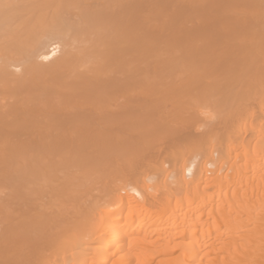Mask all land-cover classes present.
I'll list each match as a JSON object with an SVG mask.
<instances>
[{"label":"bare ground","instance_id":"bare-ground-1","mask_svg":"<svg viewBox=\"0 0 264 264\" xmlns=\"http://www.w3.org/2000/svg\"><path fill=\"white\" fill-rule=\"evenodd\" d=\"M0 264H264V0H0Z\"/></svg>","mask_w":264,"mask_h":264}]
</instances>
